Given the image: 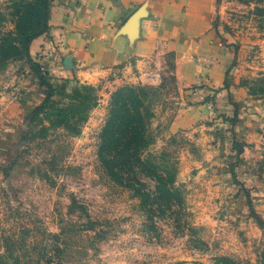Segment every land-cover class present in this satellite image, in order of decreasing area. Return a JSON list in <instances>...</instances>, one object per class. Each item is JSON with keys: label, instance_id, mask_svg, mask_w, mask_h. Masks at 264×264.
<instances>
[{"label": "rangeland", "instance_id": "obj_1", "mask_svg": "<svg viewBox=\"0 0 264 264\" xmlns=\"http://www.w3.org/2000/svg\"><path fill=\"white\" fill-rule=\"evenodd\" d=\"M53 1L0 0V264H264V0L214 1L201 103L174 53L54 80L22 42Z\"/></svg>", "mask_w": 264, "mask_h": 264}, {"label": "crops", "instance_id": "obj_2", "mask_svg": "<svg viewBox=\"0 0 264 264\" xmlns=\"http://www.w3.org/2000/svg\"><path fill=\"white\" fill-rule=\"evenodd\" d=\"M214 1L54 0L49 27L31 42L30 52L47 60L54 80L79 82L131 60L174 53L177 82L201 86L192 99L201 103L203 94L220 86L231 63V50L215 42ZM214 58L221 60L217 66L194 64ZM37 90L33 95L40 101Z\"/></svg>", "mask_w": 264, "mask_h": 264}, {"label": "trees", "instance_id": "obj_3", "mask_svg": "<svg viewBox=\"0 0 264 264\" xmlns=\"http://www.w3.org/2000/svg\"><path fill=\"white\" fill-rule=\"evenodd\" d=\"M48 12H49V10L47 11L46 16H45V24H44V27H43L44 30H45V29H46V30L48 29V20H49ZM49 13H50V12H49ZM44 30H43V31H44ZM46 30H45V31H46ZM43 31H41V32H43ZM41 32L39 31V33H38V34H35V35H29L28 32L24 34V36H23V38H22V42H23V45L25 46V49L29 50L30 45H31V42H32L36 37H38V36L40 35ZM41 34H42V33H41ZM33 68H34V70H35V71L41 76V78H42L43 81L45 82V77H44V75L42 74L41 69L39 68V66H38L37 63H34V62H33ZM139 105H141V104H139ZM137 113H139V112L137 111ZM129 117H130V115H129ZM131 118L133 119L134 116H131ZM118 120H121V121H120V124L118 123ZM112 121L116 122L117 125H119V128L121 129V132H122V133L127 134V132H128V134H129V133H130V134H134L132 141H133L134 139L137 138L136 135H135L136 128L133 127V130L130 129V130H131L130 132L128 131L129 129H127V127L130 126L131 124H134V123L136 124V123H138L137 121L128 119V115H127V116H120V115H119V116H117V117H114ZM139 123H140V120H139ZM139 127H140V126H139ZM134 141H135V140H134Z\"/></svg>", "mask_w": 264, "mask_h": 264}]
</instances>
